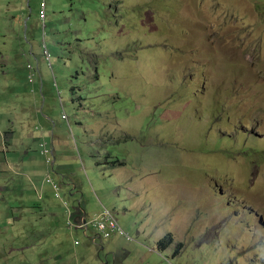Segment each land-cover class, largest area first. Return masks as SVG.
Wrapping results in <instances>:
<instances>
[{
    "label": "rangeland",
    "instance_id": "1",
    "mask_svg": "<svg viewBox=\"0 0 264 264\" xmlns=\"http://www.w3.org/2000/svg\"><path fill=\"white\" fill-rule=\"evenodd\" d=\"M6 60L52 116L62 199L110 209L125 233L72 231L45 182L47 214L27 193L0 220V264H264V0H0ZM92 143L127 162L132 188Z\"/></svg>",
    "mask_w": 264,
    "mask_h": 264
},
{
    "label": "crops",
    "instance_id": "2",
    "mask_svg": "<svg viewBox=\"0 0 264 264\" xmlns=\"http://www.w3.org/2000/svg\"><path fill=\"white\" fill-rule=\"evenodd\" d=\"M46 6L47 3L46 5L40 4L39 14L41 20H45L47 17ZM9 64L7 60L2 64L0 63V70L12 69V64ZM9 75L8 73L5 75L0 74V150L1 148L9 149L7 154L0 152V205L1 202H5L8 208L11 207L13 210V215L9 217L0 213V220L7 225L10 223V226H12L18 221L19 210L23 208V206H17L20 205L19 200L22 199V195L27 193L28 199H31V204L23 205L32 207L33 214L36 212L47 214L50 211L49 201L45 199L48 188V185L45 184V179L48 174L54 178L52 172L56 171V169L63 170L65 165L60 162V158H64V156L59 155L57 152L56 146H58V143L52 116H47V118L42 120L38 115L40 109H37V103L39 102L36 97H31L27 91L15 92L14 89L18 85L17 80L9 79ZM3 81H7L8 86H4L2 84ZM30 84L32 86L34 82H30ZM39 87L42 89L43 85L40 83ZM35 91L36 88H33L32 92L34 93ZM75 94V91H73V95ZM13 98H16L15 104L11 105ZM28 108L31 112L29 118L27 117ZM26 117L28 118L27 123H24ZM92 144L96 151L97 165L100 167L106 166L104 164L100 165L99 162L103 163L107 159V149L98 143ZM47 150H50L51 156H55L56 159L52 167L48 166L46 157L41 153ZM53 151L55 153H52ZM109 158L111 159L105 160V163L108 164L107 168L120 178L121 183H125L132 188L133 180L131 176H125L122 171L127 166L114 167L110 164L114 161L112 160L113 157L109 155ZM44 175L45 178L42 180ZM62 180H64V177ZM98 180V184L102 188V181ZM75 183L76 179H73L72 184L74 185ZM57 197L62 199V196L58 194ZM41 201H44L43 204L40 203ZM62 201L67 207L66 217L68 226L72 231L83 230L87 235L90 227L96 229L95 222L101 212L95 211L93 213L94 216H91L82 208L81 202L78 207L74 208L66 200L62 199ZM24 202L26 203V201ZM71 222H74L73 227H71ZM82 224H88V228L81 227ZM98 239H102V236L97 235L93 241L97 242ZM77 244L79 243L77 242Z\"/></svg>",
    "mask_w": 264,
    "mask_h": 264
},
{
    "label": "built area",
    "instance_id": "3",
    "mask_svg": "<svg viewBox=\"0 0 264 264\" xmlns=\"http://www.w3.org/2000/svg\"><path fill=\"white\" fill-rule=\"evenodd\" d=\"M45 153H47V151H45ZM54 188L57 192H59L58 186L54 185ZM73 226H74V222H71V227ZM95 226L98 233L104 235L107 238L111 237L117 231L121 232V227L116 217L112 214V212H110L107 209L97 218V221L95 222ZM81 227L88 228V224L87 225L82 224ZM122 234H124V231H122Z\"/></svg>",
    "mask_w": 264,
    "mask_h": 264
},
{
    "label": "clouds",
    "instance_id": "4",
    "mask_svg": "<svg viewBox=\"0 0 264 264\" xmlns=\"http://www.w3.org/2000/svg\"><path fill=\"white\" fill-rule=\"evenodd\" d=\"M42 4V3H41ZM44 5H46V3H45V1H44V3H43ZM50 56H51V54H50ZM52 58V57H51ZM28 70L30 71V72H32V74H31V76H30V79H31V81L33 80V78L35 77V74L33 73L34 71H35V69L33 68V66L31 65V64H29L28 65ZM52 68H53V65H52V62H51V66H50V69L52 70ZM37 71H39L38 70V68L36 69ZM96 70H98V69H96ZM43 85V84H42ZM57 87L59 88V85H57ZM71 90L73 91V88H71ZM75 93H77L76 91H75ZM62 99V98H61ZM63 118L64 119H69V117L66 115V114H64L63 115ZM42 153V155L43 156H45L46 157V160H47V163H48V166H51L52 167V164H53V162H55L56 161V159H55V156H51V151L50 150H47V153H45V152H41ZM52 153H55L54 151L52 152ZM127 163V162H126ZM113 166V165H112ZM120 167V166H119ZM124 167V166H123ZM50 180H51V182H50ZM45 182L46 183H48V184H51L52 186H53V188H54V185H56V186H58L59 187V192H57V194L58 195H60V196H62L61 195V189H62V187H61V185L58 183V182H56V180L50 175V174H48L47 175V177H46V180H45ZM54 184V185H53ZM55 189V188H54ZM109 210L110 212H112V214L116 217V219H117V221H118V223H119V225H120V227H121V224H120V221H119V219H118V217H117V215L113 212V211H111L110 209H108V208H104L102 211H101V213L98 215V217L105 211V210ZM122 228H121V234H122ZM125 233V232H124ZM114 234H117V232H115ZM99 236H102V237H104L105 239H108L107 237H105L104 235H101V234H98ZM110 238V237H109Z\"/></svg>",
    "mask_w": 264,
    "mask_h": 264
},
{
    "label": "trees",
    "instance_id": "5",
    "mask_svg": "<svg viewBox=\"0 0 264 264\" xmlns=\"http://www.w3.org/2000/svg\"><path fill=\"white\" fill-rule=\"evenodd\" d=\"M99 63H100V61H99ZM97 69L99 70V72L102 71V69H99V68H97ZM75 89L77 90V87H75ZM109 159H111V158H109V156H107V160H109ZM99 164L100 165H103L104 163L99 162ZM110 164H112L114 167L127 166V163L126 162H122L120 159H116V160H114ZM113 236H111V237H113ZM173 243H174V236H173V234H168L163 240L160 241L159 246H160V248L165 249L167 246L172 245Z\"/></svg>",
    "mask_w": 264,
    "mask_h": 264
}]
</instances>
